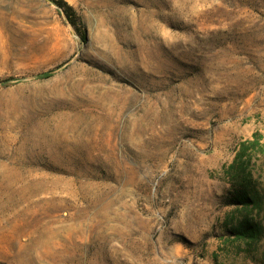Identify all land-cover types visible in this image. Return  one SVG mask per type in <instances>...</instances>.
<instances>
[{"label": "rangeland", "instance_id": "rangeland-1", "mask_svg": "<svg viewBox=\"0 0 264 264\" xmlns=\"http://www.w3.org/2000/svg\"><path fill=\"white\" fill-rule=\"evenodd\" d=\"M66 1L0 0V264H264L228 173L264 148V0Z\"/></svg>", "mask_w": 264, "mask_h": 264}, {"label": "trees", "instance_id": "trees-1", "mask_svg": "<svg viewBox=\"0 0 264 264\" xmlns=\"http://www.w3.org/2000/svg\"><path fill=\"white\" fill-rule=\"evenodd\" d=\"M52 1L62 8L69 21L77 27L78 16L73 6L66 0ZM260 136L261 134L256 132L253 139L242 141L234 161L228 168L230 179L235 187L233 196L235 203L252 205L257 209L263 207L264 193L256 185L253 172L249 165L254 152L258 151L264 155V148H257V145L260 143ZM260 231L261 226L247 218L236 228L238 234L248 235L252 238H258Z\"/></svg>", "mask_w": 264, "mask_h": 264}, {"label": "bare ground", "instance_id": "bare-ground-1", "mask_svg": "<svg viewBox=\"0 0 264 264\" xmlns=\"http://www.w3.org/2000/svg\"><path fill=\"white\" fill-rule=\"evenodd\" d=\"M1 20V19H0Z\"/></svg>", "mask_w": 264, "mask_h": 264}]
</instances>
